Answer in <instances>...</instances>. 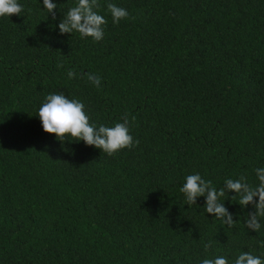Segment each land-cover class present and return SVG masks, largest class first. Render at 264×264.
<instances>
[{
    "label": "trees",
    "instance_id": "16d2710c",
    "mask_svg": "<svg viewBox=\"0 0 264 264\" xmlns=\"http://www.w3.org/2000/svg\"><path fill=\"white\" fill-rule=\"evenodd\" d=\"M0 18V264H199L206 256L264 255L252 204L225 192L228 227L185 204L179 188L199 172L257 181L264 167V0H100L104 38L59 33L75 0H20ZM129 16L112 23L106 4ZM76 74L68 79L67 72ZM87 73L102 77L101 86ZM64 92L91 120L125 115L139 143L112 157L59 141L36 115ZM210 247L205 250L204 245Z\"/></svg>",
    "mask_w": 264,
    "mask_h": 264
},
{
    "label": "clouds",
    "instance_id": "9594fccd",
    "mask_svg": "<svg viewBox=\"0 0 264 264\" xmlns=\"http://www.w3.org/2000/svg\"><path fill=\"white\" fill-rule=\"evenodd\" d=\"M42 9L55 20L54 9L57 8L55 0H40ZM104 5L100 0H75V6L69 7L58 24L59 33L78 34L80 39L91 38L93 42H99L104 38V25L106 19L101 14ZM107 12L111 15L112 23L118 24L129 16L126 8L115 3L106 4ZM24 6L20 0H0V18H10L12 14L21 15ZM68 79H73L76 74L69 70ZM102 77L97 74L87 73V81L94 87L101 86ZM36 115L41 121L42 129L47 133L55 134L59 141L69 140L80 142L86 146L99 149L108 157L114 156L122 149H129L139 143L131 133V122L125 115L120 122L112 125L97 123L91 120L85 109V104L64 92H51L47 94L36 110ZM256 185L253 187L243 176L232 179L226 178L223 187H213L210 180H205L199 172L188 174L179 188L185 204L190 207L197 204L198 197H205L204 211L212 214L228 227L233 226V215L221 202L225 192L239 196L237 201L241 206L247 207L249 203L255 209L248 213L245 225L250 231L258 232L261 229V218H264V167L254 169ZM209 244H205L207 250ZM199 264H264V255L253 254L251 250H242L235 254L217 255L213 258L207 256L199 261Z\"/></svg>",
    "mask_w": 264,
    "mask_h": 264
}]
</instances>
